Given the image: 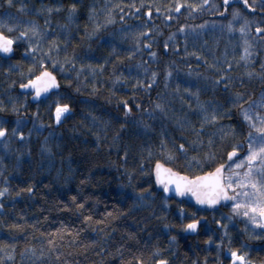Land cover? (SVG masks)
I'll use <instances>...</instances> for the list:
<instances>
[{
	"label": "trees",
	"instance_id": "trees-1",
	"mask_svg": "<svg viewBox=\"0 0 264 264\" xmlns=\"http://www.w3.org/2000/svg\"><path fill=\"white\" fill-rule=\"evenodd\" d=\"M248 2L251 4L253 0ZM69 3L77 4L71 22L66 19ZM177 3L180 8L176 7ZM19 4L25 5L24 11L17 7ZM57 4L64 7L57 11ZM192 4L198 7L193 9ZM48 6L53 7L50 14L46 10ZM90 8L94 9L92 19H89ZM233 9L239 10V17L233 18ZM109 16L110 21L104 23ZM33 19L48 31L47 39L55 35L63 41V33L67 31L66 51L72 54L75 45L80 54L77 64L96 65L103 61L104 68L92 71L83 68L77 75L76 65L65 63L62 72L58 66L49 67L46 62L45 67L60 81V92L70 94L72 106V113L62 123L53 125L48 101L56 93L34 105L19 90L23 82L20 71H26L32 63L22 55L26 44L23 41L15 44L11 59L0 57V101L5 108L0 116L6 120L5 127L10 130L12 121L22 115L26 124L20 131L28 132L33 125L34 111L37 124L43 123L42 128L34 129L23 141L9 135L7 148L0 139V186H4L7 177L9 188V194L0 197L3 204L0 264H123L138 252L147 256L153 247H159L162 252L149 258L147 264H155L161 257L167 258V264H233L230 256L233 248L243 252L251 264H264V233L233 212L230 205L213 212L201 211L157 190L154 180L149 179L150 166L157 159L177 172L192 176L225 163L233 144L242 145L238 148L241 155L235 161L246 155V135L250 129L242 120L238 102L231 96L242 93L245 102L252 101L253 107L264 93V5L261 0H255L252 9L237 0H230L227 5L223 0L206 3L204 0H11V3L0 0V20L18 21V25H23L20 22L25 24ZM230 19L233 20L231 31L223 27ZM244 19L248 24L241 33L239 28ZM93 20L100 28L89 37L86 29L93 31ZM181 25H185L184 29ZM258 26L262 29L259 33ZM145 28L150 31L145 33ZM21 30L23 27L17 28ZM47 47L45 40L43 48ZM64 52L61 45L55 55L63 59ZM40 55L36 53L37 58ZM17 62L18 69L9 67ZM166 69L170 72L167 85ZM220 71H225L230 79L221 80L213 87V78ZM153 72L156 77L150 86L133 88L138 80L147 85ZM116 76L121 79L113 83ZM184 88L198 90L201 101L210 99L222 105L228 115L200 128L201 116L196 108L188 106L189 96L183 92ZM121 97L127 99L130 107L140 105L139 109L133 107L126 119L122 118L123 108L117 103ZM161 98L165 100L167 115L153 108ZM13 100L17 105L23 102L16 113L8 110ZM191 103L195 104V99ZM135 120L143 122L138 129L131 123ZM121 123L125 125L123 129L119 127ZM143 124L148 127L144 128ZM222 125H231L235 130L223 141L219 131ZM161 135L170 152L175 151L173 143H184L187 156L214 153V159L202 160L205 165L202 168L189 169L185 166V155L176 153L177 158L169 162L158 151ZM41 145L47 146L50 152L44 151ZM149 147L153 150L151 158L147 155ZM122 153H126L124 158ZM29 181L34 186L31 196L11 194ZM142 188H148L149 195L143 200H134L135 190ZM121 193L127 199L122 200ZM73 195L77 197L75 203L70 199ZM165 197L167 211L162 207ZM81 201L84 208L77 210L75 204ZM180 204L184 205L183 221L175 214ZM114 205L122 214L115 219L105 217L103 213L109 210L116 213ZM189 213L205 218L194 236L185 235L179 227L188 218H195ZM84 215H91V221L85 222ZM216 220L221 221L220 225ZM165 223L169 225L167 229ZM12 224L20 227H9ZM128 232L135 233V237L129 239ZM170 236H175L172 243H169ZM217 241H220L219 247ZM119 245L123 248H118Z\"/></svg>",
	"mask_w": 264,
	"mask_h": 264
},
{
	"label": "snow or ice",
	"instance_id": "snow-or-ice-1",
	"mask_svg": "<svg viewBox=\"0 0 264 264\" xmlns=\"http://www.w3.org/2000/svg\"><path fill=\"white\" fill-rule=\"evenodd\" d=\"M206 3L207 0H204ZM230 0H223V3L227 5ZM237 2H242L247 8L252 9L255 7V0L253 3H249L248 0H237ZM5 3H11V0H5ZM261 5H264V0H261ZM17 7L21 10H25V5L19 4ZM56 10L59 11L63 5L57 4ZM177 8H180V3L176 4ZM198 7L196 4H192L191 8L195 9ZM68 11L66 14V19L71 22L73 20L74 14L77 9L76 3H69L67 5ZM47 12L50 14L53 11L52 6L47 7ZM37 11H43V9H37ZM94 14V9H89V19H92ZM240 13L238 9H233L232 16L233 18L239 17ZM111 17L109 16L108 20H105L104 23H108ZM48 21H45L47 25ZM233 20L224 25L223 27L232 30ZM248 24L247 19H244L239 31L241 33L245 32V27ZM19 27L18 23H8L7 20H0V57L3 59H7L9 55L14 54L13 45L23 41L26 44V47L23 49L22 55L25 59H31L32 63H29L27 66V70L20 71V77L23 80L22 83L19 84V90L31 92L33 99L39 98L40 100H47L49 96L52 95L53 92L56 93V96L48 101L49 110L52 117L53 125H58L62 123L63 120L72 113V106L70 104V94L61 93L60 87L57 83L56 76L52 71H49V67L58 66L63 72L65 63L71 65H76L77 75L83 68H87L89 71L93 69H103L104 63L103 61L99 64L93 65L91 63L88 64H77V58L79 57V53L76 51L75 45H73L72 54H69L66 49L68 47V33L65 31L63 33L64 40H58V37L53 35L51 39H47L49 33L46 29H41L36 21L33 19L29 22H26L23 25V30L17 31ZM61 27H65L61 25ZM185 25H181L180 28L184 29ZM191 27V26H189ZM100 28V24L96 23L93 20V31L89 32L86 29V35L92 37L95 35L96 30ZM150 30L145 28L144 32L147 33ZM262 29L260 26L256 28V32H261ZM7 33V34H6ZM14 33V34H13ZM137 35H140L139 33ZM47 40V48H43V42ZM147 43V41H146ZM138 44V41H137ZM61 45H63L65 52L64 57L61 59L58 53L61 49ZM245 49L244 52L247 53V41H245ZM165 47L167 45L165 44ZM112 51H115L113 47ZM36 53H41V55L37 58ZM199 55V53H196ZM87 55V53H85ZM129 56L132 55L131 52L128 53ZM154 55V53H152ZM107 60V57L104 58ZM46 62H48L49 67H45ZM214 67V65H211ZM13 70L19 68V62L11 64L9 66ZM39 71H36V69ZM262 68H264V61H262ZM8 69H5L7 72ZM248 75H252V73H247ZM170 75L169 70H165V82L167 85V79ZM191 75V72H189ZM156 73L153 72L151 78L148 80V84L145 85L142 80H138L136 84H133V88H136L137 85L141 87L150 86L155 80ZM121 79L120 76H116L113 79V83L119 81ZM207 79V77H205ZM227 73L225 71H220V74L213 78V87L221 80H229ZM180 86L177 85L176 93L179 94ZM183 92L189 96L187 101L189 107H194L198 110L200 114V128H203L205 123L207 122H216L218 119H222L224 115H228V110L223 109L222 105L213 103L210 99L207 101H201L199 97V91H192L190 88H184ZM184 97L181 96V100ZM192 99H195V104H192ZM231 99L234 102H238L239 112L242 116V120L248 124L250 129L249 133L246 135V140L248 142V150L246 155L243 156V159L238 160L235 164L231 162V158L234 154L237 153L238 148L242 145L233 144L230 150L227 151L225 163L216 164L211 171H201L197 175L187 176L182 172H177L173 168L166 166L161 163L160 159L155 160V163L150 166V177L149 179L154 180L155 185H158L162 188L163 193H175L176 197H183L184 195L190 194L191 197L196 201L199 205H208L212 206L217 204L221 199L228 200L231 199L233 201H237L232 204V211L237 213L238 215H243L247 217L253 225L260 224L264 225V116L257 113L255 116L252 115V101L245 102L243 94L236 92L233 93ZM63 100V102H61ZM118 106L123 108L122 118H128L132 113V108L135 107L137 109L140 108L139 104H134L130 107L126 98L121 97L118 101ZM255 103H260L257 101ZM54 104V107L51 105ZM23 107V102L20 105H17L15 101H12L11 107L8 109L9 111L16 113L19 108ZM153 108L160 110L164 115H167L165 111V100L163 98L159 99L157 102L153 104ZM211 109V111H209ZM5 110L4 104L0 101V112ZM219 110V111H218ZM146 113L147 109L144 110ZM152 114V113H149ZM37 113L32 112L33 116V125L29 128L28 132L20 131L25 124L26 121L23 119L22 115H17L15 120L12 121L11 129L9 130L5 127L6 120L3 116H0V139L4 141V147L7 148V140L9 135L18 138L23 141L30 133L35 129L39 130L43 127V123L37 124L35 117ZM134 123L136 128L138 129L140 125L143 123L142 121L135 120L131 121ZM121 129L125 127L123 123L119 126ZM144 128H147V124H143ZM254 129V131H252ZM199 131V129H197ZM221 135L220 139L223 141L226 137L234 134V127L231 125H222L219 129ZM181 140L184 137H180ZM99 142V137L97 135V143ZM189 143H193L189 141ZM209 146L212 144V140L208 141ZM258 145V147H257ZM198 146V145H197ZM41 147L46 152H50V149L45 145H41ZM174 152H170L168 150V144L161 135L160 144L158 151L163 155V157L172 162L176 159V153L185 155V166L189 169H192L193 166L197 168H202L205 165L202 164V160L205 162H211L214 159V153H204L203 157H199L196 155L187 156V149L184 143L172 145ZM19 153L17 156L19 157ZM147 155L149 158L153 155V150L151 147L147 150ZM126 153H122L121 157L124 158ZM253 161H258V163H253ZM143 160L140 162V167H143ZM247 163V167L244 168L243 174L235 171L225 172L224 169L229 167L231 169H235L240 167L242 164ZM233 181H235L233 183ZM33 184L31 181L27 183L24 187H18L14 193H11L14 196H19L21 193H27L29 196L33 194ZM234 190L231 197L229 196V190ZM250 189V190H249ZM9 194V188L7 187V177L4 178V186H0V197H4ZM121 199H127V195L125 193H121ZM145 195H149L148 188L136 189L133 195V199H141ZM73 203L76 202L77 197L75 195L70 197ZM85 200L89 199V197H85ZM65 208L68 207L67 204L63 205ZM75 207L77 210L84 208V201L80 203H76ZM116 208V213L114 214L111 210L103 213L105 217H111L115 219L117 215H121L119 207L117 205L113 206ZM162 207L167 211L168 208V199L165 197L162 201ZM0 208H3V204H0ZM180 219L183 221L185 219L184 205L180 204L179 209L175 213ZM162 215H164L162 213ZM191 217H195V213L188 214ZM91 215H84L83 220L85 222L91 221ZM201 220V217L188 218L186 222H183L179 225V227L185 232H195L197 230L198 224ZM217 225H220L221 221L216 220ZM227 220H225V224ZM9 227L19 228L20 225L12 224ZM169 225L167 223L164 224V228L167 229ZM63 229H57V231H62ZM264 230V229H262ZM71 233L72 229H68ZM75 235V234H74ZM128 238L132 239L135 237V233L128 232ZM169 243L175 241V236L168 237ZM210 239V238H209ZM207 242V241H206ZM217 246L219 247L220 241H217ZM51 244V241H49ZM118 248H123V245H119ZM103 251V249H101ZM130 251V250H129ZM162 252V249L159 247H153L151 252L144 255L143 252H138L137 254L130 256L127 262H123V264H147L149 258L153 256H159ZM119 255V251L116 253ZM231 260L233 264H251V262L245 260V254L243 252H239L236 248L231 249L230 252ZM155 264H167V258L161 257L155 260ZM195 264V262H193Z\"/></svg>",
	"mask_w": 264,
	"mask_h": 264
},
{
	"label": "water",
	"instance_id": "water-1",
	"mask_svg": "<svg viewBox=\"0 0 264 264\" xmlns=\"http://www.w3.org/2000/svg\"><path fill=\"white\" fill-rule=\"evenodd\" d=\"M13 49H14V54L12 55H9L7 59H10L12 58L14 55H15V45H13ZM2 58V57H1ZM50 71V70H49ZM54 73V72H53ZM54 75L56 76V74L54 73ZM56 79H57V83L59 85V87L61 88L60 86V82H59V79L57 78L56 76ZM21 93L23 94H30L31 95V92H27V91H22L20 90ZM54 93V92H53ZM40 100L39 98H36L35 100L33 99L32 95L30 96V102L33 103V104H36V103H39ZM241 155L240 152L237 151L236 154H234V156L231 158V162H233L235 159H237L239 156ZM162 163V162H161ZM164 164V163H162ZM167 166V165H166ZM169 167V166H168ZM227 169V167L224 169V171ZM186 175V174H185ZM188 176V175H187ZM155 184V183H154ZM155 187L157 188V190L159 191H163L162 188L158 185H155ZM170 195V197H172L173 199L177 200V201H186L187 203L191 204L192 206H194L196 209L198 210H202V211H213V210H216L218 209L219 207L221 206H229L232 202L231 199H228V200H224V199H221L220 201L217 202V204L215 205H212V206H208V205H199L196 203V201L191 197L190 194H187V195H184L183 197H176L175 196V193H168ZM229 196L231 197V193L229 191ZM205 220V218H201L199 224H198V227H197V230L195 232H185V235H189V236H194L198 233L199 231V227H200V224L203 223ZM264 229V225L261 226V230ZM264 232V230H262Z\"/></svg>",
	"mask_w": 264,
	"mask_h": 264
},
{
	"label": "rangeland",
	"instance_id": "rangeland-1",
	"mask_svg": "<svg viewBox=\"0 0 264 264\" xmlns=\"http://www.w3.org/2000/svg\"><path fill=\"white\" fill-rule=\"evenodd\" d=\"M16 23H18V21L16 22ZM21 24H23L24 25V22H20ZM23 25H19V28L20 27H23ZM258 101H260V103L258 104V103H255L254 104V106L252 107V115L253 116H255V114H257V113H259V114H261L262 116H264V93L260 96V98H259V100ZM254 130V129H253ZM257 147H258V145H257ZM241 159H243V158H241ZM241 159H239V160H241ZM238 161V160H237ZM237 161H235L233 164H235ZM253 163H258V161H253ZM247 167V163H244V164H242L240 167H238V168H235V169H229V171H235V172H239V173H241V175L243 174V170H244V168H246ZM235 181H233V183H234ZM250 190V189H249ZM232 190L230 189V192H231ZM234 191V190H233ZM237 201H233L232 203H231V210H232V204L233 203H236ZM239 216H241V217H243V218H245L247 221H248V223L252 226V227H257V228H259L261 225L260 224H256V225H253L252 223H251V221L247 218V217H245V216H243V215H239Z\"/></svg>",
	"mask_w": 264,
	"mask_h": 264
},
{
	"label": "flooded vegetation",
	"instance_id": "flooded-vegetation-1",
	"mask_svg": "<svg viewBox=\"0 0 264 264\" xmlns=\"http://www.w3.org/2000/svg\"><path fill=\"white\" fill-rule=\"evenodd\" d=\"M24 95H27V96H28V100H29V102H30V96H31V95H30V94H24ZM48 98H49V97H48ZM42 101H45V100H42ZM42 101H40V102H42ZM40 102H39V103H40ZM30 103H31V102H30ZM39 103H36V104H34V105H37V104H39ZM31 104H33V103H31Z\"/></svg>",
	"mask_w": 264,
	"mask_h": 264
}]
</instances>
